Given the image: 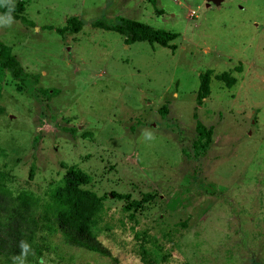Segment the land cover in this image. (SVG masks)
<instances>
[{
  "label": "rangeland",
  "instance_id": "1",
  "mask_svg": "<svg viewBox=\"0 0 264 264\" xmlns=\"http://www.w3.org/2000/svg\"><path fill=\"white\" fill-rule=\"evenodd\" d=\"M18 1L35 27L0 13L2 59L24 69L0 66V170L43 221L66 167L90 175L105 206L95 233L117 261L42 231L11 264H264V0ZM74 16L77 34L43 29ZM119 18L178 34L176 50L93 27ZM195 115L214 127L199 157ZM113 192L151 199L130 217Z\"/></svg>",
  "mask_w": 264,
  "mask_h": 264
},
{
  "label": "trees",
  "instance_id": "2",
  "mask_svg": "<svg viewBox=\"0 0 264 264\" xmlns=\"http://www.w3.org/2000/svg\"><path fill=\"white\" fill-rule=\"evenodd\" d=\"M26 4L18 1L13 6L7 0H0V13L8 14L13 21H20L24 26L35 27L23 14ZM84 27L83 22L76 16L70 17L65 27L55 29L46 26L43 29L55 31L60 36L74 35ZM94 28L106 31H114L122 35L126 44L148 43L159 45L164 48L176 50L172 44L178 34L153 28L132 19L119 18L115 25H107L105 22L97 21ZM7 50L6 45L0 41V66L12 70L16 78L24 74V69L17 56L2 59ZM1 67V68H2ZM212 71H207L200 76L199 89L197 91V105L202 106L204 100L210 96ZM215 79L231 89L236 84V78L228 73L217 75ZM167 114V108L161 111ZM196 120L197 138L193 143L195 156L199 157L206 153L213 141L214 127H207ZM35 173L31 169L30 179ZM10 176L0 170V258L5 259L9 264L14 262L25 252V248L33 246L39 233L42 231L54 232L71 247L97 253L107 258H112L111 251L98 239L95 230L99 219L105 212L104 198L97 193L90 191L87 187L92 183V177L79 169L77 166L66 167L63 177V185L53 189L49 194L50 212L53 219L41 220L37 214L38 200L31 194H22L16 199L8 188ZM115 199L127 201L123 210L130 212V217L143 208V205L151 199V195L143 200H130L129 195L116 192L111 194Z\"/></svg>",
  "mask_w": 264,
  "mask_h": 264
},
{
  "label": "water",
  "instance_id": "3",
  "mask_svg": "<svg viewBox=\"0 0 264 264\" xmlns=\"http://www.w3.org/2000/svg\"><path fill=\"white\" fill-rule=\"evenodd\" d=\"M208 4L213 3L215 5H220L223 0H207Z\"/></svg>",
  "mask_w": 264,
  "mask_h": 264
}]
</instances>
